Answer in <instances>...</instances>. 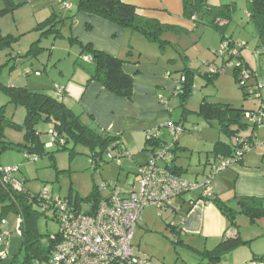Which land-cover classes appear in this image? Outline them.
Wrapping results in <instances>:
<instances>
[{"label":"rangeland","instance_id":"rangeland-1","mask_svg":"<svg viewBox=\"0 0 264 264\" xmlns=\"http://www.w3.org/2000/svg\"><path fill=\"white\" fill-rule=\"evenodd\" d=\"M76 1L70 0L72 6L70 11L58 9L56 11L61 18L66 17L57 25L60 34L40 36V33L32 30L31 34L35 35L20 37L9 48L0 51V81L2 84L25 87L44 93L50 92L54 95V86L63 87L62 85H65L69 78L71 79L73 67L76 66L74 60L78 57V54L74 53L76 50L77 52L80 50V46L79 39H77L78 42H75L70 38H76V35L84 38L85 34L81 30L87 27V24L78 16L82 12L76 13L75 11ZM207 2L213 5L230 4L232 6L229 21L224 27V34L235 44L244 43L240 49L242 56L250 68L261 72L260 74L264 78V54H254L257 42H255L256 35L253 24L248 20L247 0H207ZM1 6L2 0H0ZM16 10L0 16V34L9 33L13 36H20L18 29L24 27L23 17L27 16V13L23 11L24 9L20 12ZM72 14L74 16L71 18ZM68 16L70 18H67ZM76 17L77 19L79 17L78 21ZM168 21L170 22V20ZM166 25L167 27L160 34V41H148L142 35L128 31L130 33L124 37L118 57L140 65L153 63L157 66V71L161 72L164 80L172 83L173 88L170 89V92L160 88L156 98L158 103L167 108L174 119L182 121L187 129L179 138L180 140L184 138L181 140L180 146L187 147L188 150L179 152L177 164L185 169L181 174L184 178L195 179L199 182L203 181L204 175L210 170V165L207 164L203 174V163L214 156L212 151L215 143L230 141V138L220 131L216 121L208 123L197 114L202 99L205 97L211 103H228L232 107L243 108L245 112L242 115V121L248 122L247 114L250 110H256L264 99V85L259 84L260 97H254L250 93L251 87L256 85L254 72L247 80L246 85L241 88L239 82L235 80L234 67L229 64L224 65L221 72L214 79L209 80V77L213 75L212 67L218 68L223 64L221 56L216 53L221 43V34L211 27L195 25L192 20L186 19L178 13H176L175 19ZM36 40H39L38 44L41 47L37 50V54L24 56ZM260 47L263 46L260 45ZM27 68L31 69V72L38 71L39 73L26 75ZM185 68L192 70L193 76L190 95L182 106L181 97L177 95L176 91L182 86L180 78L184 77ZM139 74L135 73V75ZM66 90L68 93V97L64 98L66 104L76 108L74 101L76 102L80 97L82 90L79 91L78 87L71 90L70 85L66 86ZM1 112L6 118L12 119L17 124H21L25 117V109L10 103L8 95L4 92H0ZM35 127L39 132L40 141L44 144L48 142L50 134H47V131L51 128V124L40 121ZM96 128L99 129L97 126ZM256 130H254L256 136L264 135V128ZM249 132L250 128L248 127L245 130H240L239 134L246 135ZM3 139L12 143L13 146L0 152L1 167H17L15 178L21 181L25 189L31 193H37L43 187H47L60 197L68 198L71 190L73 197L77 195L81 213L90 211L93 204L94 187L102 189L103 195L107 194V189L102 188L104 181L112 182L117 176L120 185L130 184L136 171L131 157L134 156L135 161L138 162L143 156L141 149L132 150L129 147L128 153L131 157L123 156L120 158V164H117L116 159L107 161V154L104 152L101 154V160H104L105 163L94 168L90 163L92 151L86 146L76 145L73 156H69L67 151H56L55 148L46 149V152L54 151V161H51L45 153L37 155L35 159H26L25 150L27 149L23 146L24 131L6 127ZM169 139L171 142L170 136ZM96 151L98 150L96 149ZM111 152L113 155L115 154L114 149ZM222 170H226V168L216 174ZM172 201L174 204L175 200L172 199ZM33 208L38 212L36 230L42 235V238L56 234L59 231V224L53 218L52 211L43 210L39 206ZM170 208L162 216L157 215L153 207L145 208L141 214V224L133 232L134 253L152 260L153 264H162L163 261L170 263L168 262L170 257H176V249L178 252L181 250V247L173 242L168 229V225L175 218ZM1 213L0 205V220ZM3 216L5 224L1 226V229L8 231L9 236L3 239L0 234V264H20L24 257V250L21 248L22 237L17 230L19 217L10 210H6ZM259 220L264 222V217ZM238 222L240 223L239 219ZM261 242L263 239H260L258 243Z\"/></svg>","mask_w":264,"mask_h":264},{"label":"trees","instance_id":"trees-1","mask_svg":"<svg viewBox=\"0 0 264 264\" xmlns=\"http://www.w3.org/2000/svg\"><path fill=\"white\" fill-rule=\"evenodd\" d=\"M66 1L68 0H60L61 9H57L64 10L66 12L70 11L71 7L69 9L63 8V4ZM23 3L24 2L17 3L14 0H2L0 16L12 12ZM231 10L232 6L230 4L213 5L209 4L207 0H182V16L184 18L192 20L195 25H204L217 30L221 34V41L227 40L232 44L233 41L227 38L224 34V27L229 21ZM56 11V9H53L44 21L38 23L34 27V30L40 33V36L44 34H60V30L57 28V25L66 17L61 18ZM75 11L76 13L81 11L94 14L119 27L138 33L145 37L148 41H160V34L167 27V25L161 24L156 19L141 16L138 13L137 7L132 4L124 3L121 0H77ZM247 14L248 20L253 24L257 39L263 42L264 0H247ZM73 16L74 14H72L71 18ZM67 18L70 17L68 16ZM70 20L72 21V19ZM21 36L22 35L13 36L8 33L0 34V51L9 48L12 44L17 42ZM39 40H36L31 44L24 56L37 54V50L41 48L38 44ZM70 40L78 42L77 38H70ZM78 43L80 50L78 57L74 60V63L76 66H79L86 71L89 76L88 80L99 82L106 90L116 96L130 98L132 95L133 76L132 74L124 72L122 69V65L127 61V59L119 58L104 51L97 50L93 48L91 44H82L81 42ZM241 48L238 49L239 54L236 58L240 60L246 68L251 69L240 52ZM84 56H88V58H84ZM184 70V80L182 81V84L179 83L182 86L176 91L177 95L181 97L182 106H184V103L190 95L193 76L192 70L187 68ZM238 71L239 70L237 68H234V77L237 82H239ZM251 71L255 72L253 69H251ZM31 73L35 74L39 72H31V69L29 68L25 70L26 75ZM218 74L219 73L213 74L209 77V80L214 79ZM239 86L241 88L244 87L240 82ZM61 88L62 92L60 97H58L55 96V93L54 95H49L47 93L25 87L6 86L0 81V92L6 93L9 97V102L14 106H21L25 109V117L21 124L15 123L12 119L6 118L2 112L0 113V152L3 149L13 146L12 143L3 139L4 129L6 127H11L24 131L25 142L23 146L27 149L25 150L26 159H32L33 156L37 157V155L45 153L51 161H54V151L46 152V149L55 148L56 151H67L69 156H73L75 154L74 147L76 145H82L89 147L92 151V154L90 155V163L94 166V168H97L102 163H105L104 160H101V154L107 150L111 152L112 149L115 150V154H112V158L107 157V161L116 159L117 164H120V158L129 155L122 144L120 134H111L105 129H97L96 126L90 123L91 121L88 123L84 122L81 118L82 112H75L63 102L64 91L63 87ZM262 102H264V100H262ZM244 112L245 109L232 107L228 103H211L205 97L202 99L197 114L202 116L208 123L216 121L219 125L220 131L230 138V141L227 143L222 141H217L215 143L212 151L214 156L211 159H208L206 164L211 166L212 164H217L218 162L225 160L240 162L241 156H238L237 152L241 148L242 143L238 142V139L245 138L252 141L253 139L260 140L264 138H257L254 131L258 129L256 126L250 124L249 122L242 121V115ZM40 121L51 124V128L48 129L47 134H49L50 131L56 134L53 144L49 148L45 147L47 142L44 144L39 139V132L35 126ZM174 122L182 125L183 131L181 134L187 130L182 121ZM248 127L250 128L249 133L246 135L239 134L240 130H245ZM252 133H254V136ZM180 135L173 142L172 148H170L172 160L169 171L183 177L181 174L185 171V169L175 163V160L178 158L177 151L180 149V147H178ZM145 144L147 145L149 153L148 158L144 163L148 161L150 155L155 150L163 148L164 145H167L168 143L160 142L158 135L152 138H146L145 135ZM96 149L98 151H96ZM1 168L2 167L0 166V170ZM137 169L134 173V177L137 173ZM1 174L2 171H0V176ZM209 174L210 170L206 175H204V177ZM132 182L127 186L120 185L118 183L117 176L112 182L104 181V183H102V188L107 189V194L105 195L101 193L102 189L94 187L92 192L93 204L90 211L85 213H81L79 211V200L77 195L73 197L72 191L70 190L68 195L69 205L73 206L75 210L78 211L77 213L93 215L101 200L110 195L112 190L111 184L115 183L117 186L129 189ZM33 194L34 193L25 189L24 186L23 190L17 191L9 185L7 186L2 184L0 180V205L2 208L1 220H5L3 215L6 210L13 211L21 218L19 230L20 236L22 237L21 248L24 250V257L20 264H34L36 260L43 262L47 259V257H49L54 245L59 240L58 232L56 234H52L55 236L54 239L51 238V235H47L46 238H42V235L37 232L36 219L38 212L33 207L39 205L37 200L32 197ZM200 198L213 203L220 213L226 218L228 227L235 230L233 236H224L213 249L200 251L201 259H206L209 264H220V260L223 255L227 254L235 247L247 243V241L242 240L239 236L238 225L236 223L237 215H244L250 223H254L261 217H264V198L249 196L234 197V205H231L225 203L217 196H214L212 192L209 196L202 197L201 189ZM52 213L54 216L53 218L57 221L55 213L53 211ZM1 226L2 225H0V228H2ZM173 242L176 243L175 240H173Z\"/></svg>","mask_w":264,"mask_h":264},{"label":"crops","instance_id":"crops-1","mask_svg":"<svg viewBox=\"0 0 264 264\" xmlns=\"http://www.w3.org/2000/svg\"><path fill=\"white\" fill-rule=\"evenodd\" d=\"M14 1L17 3L24 2L16 11L20 12L24 9L23 11L27 13V16L23 17L24 27L18 29L19 34L22 35L21 37L35 35L31 33L36 24L46 19L53 9H61L60 0ZM121 1L137 7L141 16L156 19L165 25L175 19L176 13L182 16V0ZM78 16L89 27L81 30L85 34L84 38L76 35L79 42L91 44L97 50L118 57L122 49L121 43L124 37L130 33L128 32L130 30L119 27L94 14L82 12ZM255 42H257L255 47L262 45L264 48V41L261 42L256 37ZM78 53L79 51L76 50L74 54ZM84 58H88V56H84ZM244 60L246 59L244 58ZM122 69L133 76L130 98L116 96L106 90L99 82L88 80L89 76L86 71L76 66L73 67L71 79L69 78L62 86L64 98L68 97L66 86L70 85L71 90L77 87L79 91L82 90V94L77 101L73 100L76 108H70L77 113L82 112L81 118L84 122L91 121L92 125L105 129L111 134L119 133L127 152L129 147L132 150H142L143 156L138 162L135 161L134 156L131 157L129 154L137 169L148 158L149 151L145 144V131L158 127L159 141L169 143L168 130L164 127V124L170 120H180L174 119L170 111L158 103L156 98L158 90L163 88L170 92L173 85L171 82L164 80L161 72L157 71L156 65L153 63L140 65L126 61L122 65ZM136 72L140 73V76L135 75ZM260 73L254 72L256 76L255 84L264 85V78ZM47 94L52 95L50 92ZM64 98L63 102L66 104ZM67 106L69 107V105ZM263 128L264 126L256 131ZM263 137L264 135L257 136V138ZM181 140H184V138ZM181 140L180 138L178 140L180 149L177 151V155L180 151L188 150L187 147L180 146ZM263 152L262 148H253L241 157L240 162H232L226 170H222L212 177L210 182L212 194L231 205H234V197L264 198ZM132 162L130 161V163ZM175 163L177 164V160H175ZM203 167L204 174L207 167L205 162ZM174 200L175 203L173 204L172 201L170 209L175 218L168 225V229L173 240L176 241V245L180 246L181 250L178 252L176 249V257H170V261H168L170 263H164L163 261L162 264H209L206 259H201L200 251L213 249L224 236H233L235 230L228 227L226 218L213 203L200 198V188L188 191L174 198ZM257 221L250 223L244 215H237L236 223L239 236L247 243L241 244L223 255L220 264H264V222H260L259 219ZM260 239H263V242L259 244ZM150 261L152 262V260Z\"/></svg>","mask_w":264,"mask_h":264},{"label":"built area","instance_id":"built-area-1","mask_svg":"<svg viewBox=\"0 0 264 264\" xmlns=\"http://www.w3.org/2000/svg\"><path fill=\"white\" fill-rule=\"evenodd\" d=\"M70 7L69 0L63 4L64 9ZM243 46L244 43L231 44L227 40L221 41L216 53L221 56L223 64L218 68L212 67V74L220 73L226 64L232 65L239 70V82L245 86L253 72L236 58L239 54L238 49ZM263 50V47L258 46L254 50V54L263 53ZM180 80L183 81L184 77H181ZM251 88L250 93L259 98L260 85L256 84ZM61 92V87L54 86L55 96L60 97ZM247 120L256 128L264 126V102L261 101L256 110L247 114ZM164 126L168 130L171 142L164 145L163 148L155 150L148 161L138 167L129 189H124L115 183L111 184L110 195L101 200L93 215L77 213L78 211L69 205L68 198L60 197L47 187H43L32 195L37 200L39 207L43 210H52L55 213L59 224V240L54 245L49 257L43 262L36 260L34 264H152L150 259L141 257L133 251V232L140 224L142 211L147 207H153L156 214L162 216L170 207L172 199L197 188L201 189L202 197L209 196L212 177L234 162L225 160L212 164L210 174L199 182L171 173L169 171L172 160L170 148L183 131V127L174 121H168ZM49 134L50 140L45 144L47 148L52 146L56 137L52 131ZM145 135L146 138L157 136L158 127L148 129ZM238 142L242 143L237 152V155L241 157L256 147L264 150V138L252 141L239 138ZM106 154L108 158L113 157L109 150L106 151ZM35 158L36 156H33L32 159ZM16 170L17 167H2L0 180L2 184L21 191L23 183L15 178ZM20 222L21 218L19 217L17 223L19 235ZM3 224H5V220L0 221V225ZM0 234L3 239L9 236V232L1 228ZM54 237L51 235L52 239Z\"/></svg>","mask_w":264,"mask_h":264}]
</instances>
